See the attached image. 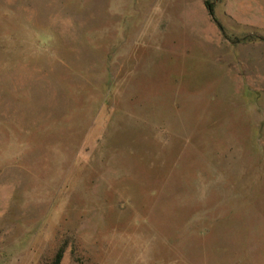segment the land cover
I'll use <instances>...</instances> for the list:
<instances>
[{
	"label": "rangeland",
	"instance_id": "rangeland-1",
	"mask_svg": "<svg viewBox=\"0 0 264 264\" xmlns=\"http://www.w3.org/2000/svg\"><path fill=\"white\" fill-rule=\"evenodd\" d=\"M60 251L264 264V0H0V264Z\"/></svg>",
	"mask_w": 264,
	"mask_h": 264
},
{
	"label": "trees",
	"instance_id": "trees-1",
	"mask_svg": "<svg viewBox=\"0 0 264 264\" xmlns=\"http://www.w3.org/2000/svg\"><path fill=\"white\" fill-rule=\"evenodd\" d=\"M206 7H207V11L209 13V15L212 17V19L215 21V23L218 24L219 28L222 30V26L216 21L215 19V11H214V6L213 4L207 2L206 3ZM62 257H63V252L60 251L54 261L53 264H60L61 260H62Z\"/></svg>",
	"mask_w": 264,
	"mask_h": 264
}]
</instances>
